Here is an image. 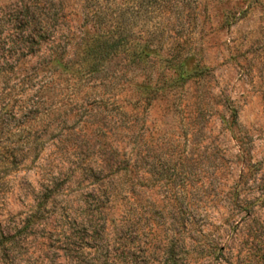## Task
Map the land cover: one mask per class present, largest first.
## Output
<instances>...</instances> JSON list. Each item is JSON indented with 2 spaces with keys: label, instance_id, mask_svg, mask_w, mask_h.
Returning <instances> with one entry per match:
<instances>
[{
  "label": "rangeland",
  "instance_id": "obj_1",
  "mask_svg": "<svg viewBox=\"0 0 264 264\" xmlns=\"http://www.w3.org/2000/svg\"><path fill=\"white\" fill-rule=\"evenodd\" d=\"M0 264H264V0H0Z\"/></svg>",
  "mask_w": 264,
  "mask_h": 264
},
{
  "label": "trees",
  "instance_id": "obj_2",
  "mask_svg": "<svg viewBox=\"0 0 264 264\" xmlns=\"http://www.w3.org/2000/svg\"><path fill=\"white\" fill-rule=\"evenodd\" d=\"M99 13L95 12L93 18L96 19V17L98 18ZM122 15L120 16H116L115 18L110 17L109 20L106 22L107 24L103 25L99 22V26L95 32V34L93 35V38L91 40V44H88L87 46H90V48L92 47V49H94L97 54L100 53L101 56L104 55V57L108 58L107 61V65L110 64V62H112V60L114 58H117L119 55H121V50L120 47H122V39H123V31H124V20L121 19ZM99 21V20H97ZM126 28V26H125ZM127 37H125L126 39ZM126 41V45L131 44V46L129 49L125 50L127 51V53H129V56H131L132 60L134 62H148L151 54L149 52L150 50V46L144 45L142 48L139 47L137 39L132 38L131 40L128 41V39L124 40ZM129 42V44H127ZM104 46H111L113 49L112 52H109L108 54H103L104 50L102 49ZM85 71L88 72L90 71V73L94 72L95 68L93 66H90L89 64H85L84 66ZM68 70V68L66 69ZM180 79L185 80L186 76L184 74H181Z\"/></svg>",
  "mask_w": 264,
  "mask_h": 264
}]
</instances>
